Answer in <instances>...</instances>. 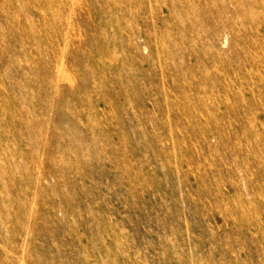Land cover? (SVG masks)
<instances>
[{"label": "rangeland", "instance_id": "obj_1", "mask_svg": "<svg viewBox=\"0 0 264 264\" xmlns=\"http://www.w3.org/2000/svg\"><path fill=\"white\" fill-rule=\"evenodd\" d=\"M0 264H264V0H0Z\"/></svg>", "mask_w": 264, "mask_h": 264}]
</instances>
